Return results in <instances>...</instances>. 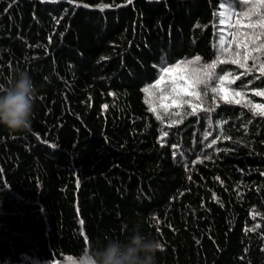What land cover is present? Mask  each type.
Returning a JSON list of instances; mask_svg holds the SVG:
<instances>
[{"label": "trees", "instance_id": "16d2710c", "mask_svg": "<svg viewBox=\"0 0 264 264\" xmlns=\"http://www.w3.org/2000/svg\"><path fill=\"white\" fill-rule=\"evenodd\" d=\"M261 22L264 0H0V86L37 91L30 130L0 126V264H86L133 228L156 264H264Z\"/></svg>", "mask_w": 264, "mask_h": 264}, {"label": "clouds", "instance_id": "9594fccd", "mask_svg": "<svg viewBox=\"0 0 264 264\" xmlns=\"http://www.w3.org/2000/svg\"><path fill=\"white\" fill-rule=\"evenodd\" d=\"M37 91L31 75L14 71L6 86H0V126L11 131H28L32 127ZM163 250L159 240L133 228L123 241L108 239L101 248L85 253L86 264H156Z\"/></svg>", "mask_w": 264, "mask_h": 264}, {"label": "rangeland", "instance_id": "374dc122", "mask_svg": "<svg viewBox=\"0 0 264 264\" xmlns=\"http://www.w3.org/2000/svg\"><path fill=\"white\" fill-rule=\"evenodd\" d=\"M183 74H184V71L181 68L171 69V70L167 71L166 76L164 77L163 80L167 81V83L174 82L176 84L179 83V81H181V80L184 81V85H182V86L178 85L177 89L181 93H187L188 92V86H189V84L191 85V81L189 79H186L183 76ZM159 91L163 92V94H164L163 97L166 98L165 101H167V98H169L171 96L170 92L167 90H164L162 87L160 88ZM148 94H149L148 100L151 103L152 107H154V109L156 110L157 104H158V101L155 97L156 95L152 92H149ZM214 94L216 96H220L221 100H226L228 98V99L234 100L235 102L243 101L242 99H240V95L237 96V95L230 94L229 91H227L225 89L217 90L216 93H214Z\"/></svg>", "mask_w": 264, "mask_h": 264}, {"label": "snow or ice", "instance_id": "6c2138e0", "mask_svg": "<svg viewBox=\"0 0 264 264\" xmlns=\"http://www.w3.org/2000/svg\"><path fill=\"white\" fill-rule=\"evenodd\" d=\"M228 7L231 8V5L229 4ZM228 15H229V16H235V15H237V13H236L235 11H230V12L228 13ZM244 15L247 16L248 13H244ZM252 26H253V27H256V25H252ZM258 26H259L260 28H264V22H261ZM252 42L255 43V39H253ZM261 47H264V45H261ZM257 50H259V49H257ZM249 57H250V53L245 52V54H244V61H247V60L249 59ZM233 62H235V63H239L240 67H245V63H244V62H241V61H239V60H234ZM213 67H214V66H213ZM260 71H261V74L264 75V67H261ZM235 95L239 96V95H241V94L237 92V93H235ZM256 95H264V93H256ZM197 98L199 99V97H197ZM237 103H240V101H237ZM254 108H255V109H258L261 115H264V106H259V105H257V106H254Z\"/></svg>", "mask_w": 264, "mask_h": 264}]
</instances>
